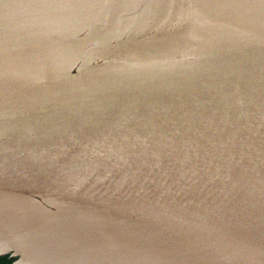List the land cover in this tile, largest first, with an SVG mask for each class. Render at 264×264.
<instances>
[{
  "label": "water",
  "instance_id": "95a60500",
  "mask_svg": "<svg viewBox=\"0 0 264 264\" xmlns=\"http://www.w3.org/2000/svg\"><path fill=\"white\" fill-rule=\"evenodd\" d=\"M264 264V0H0V257Z\"/></svg>",
  "mask_w": 264,
  "mask_h": 264
},
{
  "label": "trees",
  "instance_id": "16d2710c",
  "mask_svg": "<svg viewBox=\"0 0 264 264\" xmlns=\"http://www.w3.org/2000/svg\"><path fill=\"white\" fill-rule=\"evenodd\" d=\"M14 259H11L9 256L0 257V264H12Z\"/></svg>",
  "mask_w": 264,
  "mask_h": 264
}]
</instances>
